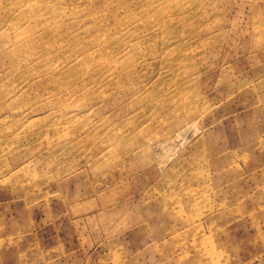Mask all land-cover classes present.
Wrapping results in <instances>:
<instances>
[{"label": "rangeland", "instance_id": "rangeland-1", "mask_svg": "<svg viewBox=\"0 0 264 264\" xmlns=\"http://www.w3.org/2000/svg\"><path fill=\"white\" fill-rule=\"evenodd\" d=\"M0 264H264V0H0Z\"/></svg>", "mask_w": 264, "mask_h": 264}]
</instances>
